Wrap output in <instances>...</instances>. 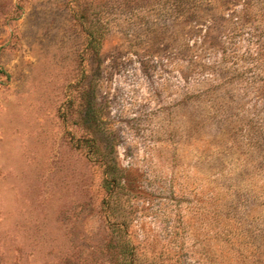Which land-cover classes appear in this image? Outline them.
<instances>
[{"label":"rangeland","instance_id":"obj_1","mask_svg":"<svg viewBox=\"0 0 264 264\" xmlns=\"http://www.w3.org/2000/svg\"><path fill=\"white\" fill-rule=\"evenodd\" d=\"M178 7L0 0V264H264V0Z\"/></svg>","mask_w":264,"mask_h":264},{"label":"trees","instance_id":"obj_2","mask_svg":"<svg viewBox=\"0 0 264 264\" xmlns=\"http://www.w3.org/2000/svg\"><path fill=\"white\" fill-rule=\"evenodd\" d=\"M186 0H174V5L179 8V5H184ZM93 19L89 20L84 14L77 11L75 18L79 22L87 37V47L99 56L102 50L103 42L107 36L108 29L104 25L103 19L99 16V12L93 13ZM92 109V108H91ZM93 114V109L91 110ZM97 119V117H96ZM97 122V121H96ZM94 143V142H92ZM94 145V144H92ZM107 159V158H106ZM107 168L110 170L106 174L105 187L110 194V199L118 195V191L122 188V178L116 165L109 160L106 162ZM109 205V203H107ZM114 237L117 241V246L120 249L123 264H138V257L135 246L132 244L129 235L128 227L123 223H114Z\"/></svg>","mask_w":264,"mask_h":264}]
</instances>
